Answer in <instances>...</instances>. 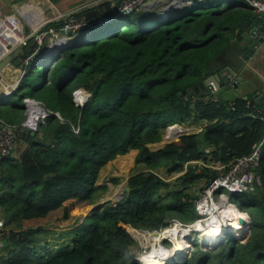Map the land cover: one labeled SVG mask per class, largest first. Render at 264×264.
I'll use <instances>...</instances> for the list:
<instances>
[{
    "label": "trees",
    "instance_id": "obj_1",
    "mask_svg": "<svg viewBox=\"0 0 264 264\" xmlns=\"http://www.w3.org/2000/svg\"><path fill=\"white\" fill-rule=\"evenodd\" d=\"M190 1L166 22L136 11L97 14L115 24L81 36L78 44L47 60L39 51L25 66L17 91L5 98L9 118L0 115V120L21 122L25 99L59 118L47 117L34 136L23 132L18 161L8 158L2 164L0 212L10 237L1 264H138L136 242L125 227L152 232L173 221L192 223L198 196L220 174L208 163L227 165L250 155L261 141L263 149L264 106L253 113L241 100L228 108L202 100L190 103V96L184 100L182 95L192 91L219 54L224 32L245 15L237 9L245 1ZM79 90L90 95L81 119L73 102ZM198 121L205 122L200 132L149 149L168 127ZM132 150L137 153L134 167L140 165L143 172L128 179L130 190L122 199L88 215L107 189L96 185L101 168ZM193 161L209 167L188 164ZM161 168L168 176L179 175L173 184L160 178ZM259 176L261 186L254 191L229 194L238 210L250 216L246 241L233 239L206 251L197 245L184 261L171 264H264V167ZM78 222L66 231L71 237L67 246L40 254L45 246L39 245L38 234L44 226L63 229Z\"/></svg>",
    "mask_w": 264,
    "mask_h": 264
},
{
    "label": "built area",
    "instance_id": "obj_2",
    "mask_svg": "<svg viewBox=\"0 0 264 264\" xmlns=\"http://www.w3.org/2000/svg\"><path fill=\"white\" fill-rule=\"evenodd\" d=\"M155 1L167 2L168 0H121L116 9V15H128L132 12L136 11L138 8L145 6L147 4H151ZM182 5L191 4L190 0H177ZM248 3L249 7L252 11L258 15H264V2L259 0H244ZM160 16L157 14V17ZM156 17V18H157ZM58 20L61 23L59 27L52 26V23H56L53 21ZM161 22H165V19H161ZM51 23V24H49ZM103 20L102 18H98L95 21H89L83 16H78L74 14H62L49 22L43 23L38 29H34L31 34H28L21 20L15 15H10L2 20H0V56H4L9 54L12 49L19 45H23L29 40L34 41V51L33 54L28 56L25 59V63L27 64L30 61V58L34 56L39 51H45L47 41L51 43H55L60 40H67L73 36H77L80 34H85L91 30H96L98 27L102 26ZM33 50V49H32ZM8 94H1L0 97L6 98L10 96ZM77 93H85V102L88 99L89 94L85 91H78ZM74 94V102H76V94ZM184 100H187V96L184 95ZM197 100H202L203 102H213L217 103L218 100L214 94V92H205L202 97L192 95L190 96V103H194ZM27 105V115L26 119L20 125H10L0 120V179L2 176V164L8 159L12 153L17 148L20 140L21 134L25 128H28L32 131L37 130V126L39 123H44L45 119L50 116V112L44 108L39 103H35L33 100L29 99L25 101ZM36 105L39 109L42 110V113H39L35 116L33 125H30V108L32 105ZM78 130H75L77 132ZM168 135V130H167ZM166 135V136H167ZM178 136V135H177ZM176 136V137H177ZM175 137V138H176ZM174 138V139H175ZM166 139V137H165ZM173 139V140H174ZM262 146L263 141L253 146L252 152L248 156H242L236 159H233L227 165H217L211 166V168L220 172V174L212 179L209 184L205 187L203 192L198 196L195 202V210L197 214V219L191 224H181L179 222H175L179 224L181 227L187 229L196 224L200 226V229H197L196 232L190 233L194 234L197 237V243L201 248L206 250H212L221 245L225 239L226 234H231V238H234L239 243H244L247 239V236L244 241H241L240 238L235 237L233 233L228 231L226 228V224H223L221 228L225 229V233L222 237H215V241L212 245L206 247V245H201V226L206 227L207 231L210 228H214L216 225V220L220 216L222 205H233L236 207L234 203H232L228 197V194H242L244 192H252L256 187L261 186V179L258 174L255 173V170L258 168L260 161L262 159ZM188 164H199L201 166L209 167L204 164H200V162L193 161ZM187 164H185V167ZM225 192V193H224ZM227 192V193H226ZM237 209V207H236ZM217 210L219 212H217ZM238 210V209H237ZM239 211V210H238ZM238 219V218H237ZM172 223V222H171ZM170 223V224H171ZM238 223V222H237ZM134 236L137 233L141 235L152 234V232H146L141 230H135ZM161 232V231H157ZM245 232H247V226L245 228ZM10 237L9 230L5 227V221L0 218V257L4 253L6 240ZM133 237V235H132ZM134 238V237H133ZM195 237H192L190 240V245H192ZM165 241V240H164ZM163 246L164 242H161ZM187 256L188 252L185 253ZM140 263V261H139Z\"/></svg>",
    "mask_w": 264,
    "mask_h": 264
},
{
    "label": "crops",
    "instance_id": "obj_3",
    "mask_svg": "<svg viewBox=\"0 0 264 264\" xmlns=\"http://www.w3.org/2000/svg\"><path fill=\"white\" fill-rule=\"evenodd\" d=\"M97 1H104V5H102V7H98L95 8L93 11L95 13V15L97 14H102L105 15L106 13H114L113 9H117L118 4L120 3L121 0H52L51 2H49V5L52 8L53 11V15H54V19H57V17H59V15H66V14H74V15H80L89 10L90 6L93 5V3L97 2ZM264 2V0H259ZM7 5L9 6L10 3L6 0ZM180 2L177 0H168L167 2H161V1H155L151 4H147L145 6H142L140 8H138L136 10V12L145 14L147 15H151V17H157L158 15L164 16L165 14L169 15L170 18L171 16H176L179 15L181 13V11L184 9V7L182 8V10H165V7L167 5H175L177 6ZM233 4V3H229V6ZM10 7V6H9ZM9 7H5L4 4L2 5V3L0 2V9L1 11H9V13H13L14 15L19 17V13L23 12L25 13V21L22 22L25 31L28 34H31L33 32L34 29H38V27H40L44 22H42L43 20V13L41 11V9H39V6H28V7H21V9L19 11L16 10H12ZM239 7V6H238ZM243 8H237V9H243L245 11V15L240 18L239 17V22H237L235 24V26L233 28H231L229 31H225L224 32V40L223 43L221 44V50H223V48L228 45V41L231 39V37L233 36V34L239 30L240 25H242L243 23H245V21H248V19L252 18V17H256L258 16V14L254 13L252 11V9L249 7L248 3L245 2V4L242 6ZM178 13V14H177ZM167 15H165L164 17H166ZM84 16V15H83ZM157 19V18H156ZM91 21H95V20H91ZM49 22V21H47ZM46 22V23H47ZM51 24V23H49ZM53 24V23H52ZM254 24L258 27H264V21L262 24L260 23H255ZM247 26V25H246ZM243 27L242 30H244ZM77 36H74L72 38H70V40L75 39ZM264 37V35H263ZM88 40V39H87ZM62 42L63 41H56L55 43H51L47 41L46 43V48L44 53L48 52V50L54 46H56V48H62ZM70 45V44H69ZM68 45V46H69ZM68 46H64L65 48H67ZM62 49H65V48ZM35 48H33V50H31V54H33ZM45 53V54H46ZM25 56H29L26 53H24V51L21 52V54L19 55L20 58H22V61L24 63V66H27V64L24 62L25 59L27 57ZM53 56V54H52ZM34 56H32L31 58H33ZM216 57V56H215ZM30 58V59H31ZM214 59V58H213ZM13 61V60H12ZM29 62V61H28ZM210 67H214V61H211V63L209 64ZM247 71L245 73H247V75H249L255 82V88L250 92V94H246L247 92H245V90L239 89L237 91H234L233 93H229V91H223V95H224V99L226 101H229V104H224L223 102L218 101L217 103H222L224 106L231 108L233 106V103L236 100H241L243 102L246 103V108L248 109H252L253 113H260L261 111V107L264 106V97L263 99L261 97V91L264 90V40L263 42L255 49L254 54L249 58L248 60V64H247ZM1 77V76H0ZM2 80L0 79V92H1V88L3 87V85L5 86L8 85V88L13 87L12 90H10V92H14L17 91V88L19 87L20 81H21V73L19 71V67L11 64H7V66L4 68L3 72H2ZM5 83V84H4ZM5 88V87H4ZM3 90V88H2ZM2 93V92H1ZM0 93V94H1ZM19 95V94H18ZM17 95V96H18ZM247 95L252 96L251 97V101H247L244 98L247 97ZM260 96V97H259ZM26 100L29 99H25L24 100V107H25V112L23 114V119L21 120V122H14V125H20L21 123H23L26 119V115H27V105L25 103ZM33 100V99H31ZM39 103V102H38ZM40 104V103H39ZM7 106V103L4 104ZM41 105V104H40ZM0 115L5 116V113L0 111ZM253 118V116H251ZM1 122H3V120H1ZM200 121H198V123H192L190 125H183V126H179L181 129V133L183 134H188V133H198L201 131L202 127L205 125V122L202 121L203 125L201 126ZM6 123V122H5ZM7 124H9L7 122ZM174 128V127H173ZM178 133H180V130L177 128ZM167 135V129L165 130L164 134L162 135V139L159 143L156 144H152L149 145V149L151 151H156L158 149L163 148L166 144V137ZM178 135V134H176ZM169 136V135H168ZM20 143V142H19ZM23 150V144H18L16 150L12 153V155L9 157V159L11 161H18L19 159V155L20 152ZM264 150V147H263ZM206 152H209V149H206ZM136 151H129L128 154L124 155V156H119L117 157L114 161L106 164L103 168H101L100 173H99V178L103 179L104 177H119L118 175V171L114 172L112 171V168H116L117 170L119 169L120 171L125 170L129 167L130 169L134 168V159L136 156ZM129 158V162H126V165H117L118 161L123 160L125 157ZM207 158H210V155L208 154ZM200 164H202L200 162ZM211 166H217L220 165L221 163L219 162H209L208 163ZM264 167V163L261 159L260 164L258 166V168L255 170V173L259 175V173H261L262 168ZM163 172V168H161ZM159 169L158 172L161 170ZM186 169V168H185ZM166 170V169H164ZM167 173V171H166ZM182 175V174H181ZM178 175H175V177H177ZM127 178L125 179V181L121 182L118 186H116V189L114 191L113 194L118 193V196L120 194V190H122V188H124L126 185H128V179L130 178V176H126ZM97 186H103L101 183L100 185ZM110 190V188H109ZM112 194V195H113ZM117 196V197H118ZM116 197V198H117ZM0 218H2L4 220V216L3 214L0 212Z\"/></svg>",
    "mask_w": 264,
    "mask_h": 264
},
{
    "label": "water",
    "instance_id": "obj_4",
    "mask_svg": "<svg viewBox=\"0 0 264 264\" xmlns=\"http://www.w3.org/2000/svg\"><path fill=\"white\" fill-rule=\"evenodd\" d=\"M10 3V7L7 5L6 0H0L2 5L4 4L5 7H9L12 10L19 11L21 7H28V6H39V9H41L43 13V20L42 22H47V21H52L54 20V15L51 6L49 5V2L52 0H7ZM104 1H97L93 3V5L90 6V9L85 11L83 13L84 17L87 20H96L97 15L94 13V9L98 7H102L104 5ZM180 7H176L175 5H168L167 10H182ZM114 13H116V9H113ZM178 14V13H177ZM14 15L13 13H9V11H1L0 9V20L10 16ZM25 13L20 12L19 17H18L21 22L25 21ZM167 15V14H166ZM169 15H167L168 17ZM100 18V17H99ZM103 20L102 26L108 25V24H115L113 20L106 18V17H101ZM264 21V15L260 14L256 17H252L248 19V21H245L242 25H240L239 30H237L231 39L228 41V45H226L223 50L219 52V54L214 58V67L208 66L206 68V71L201 74V80L199 83L193 87L192 91H183L182 95L188 94L189 96L192 95H198L199 97H202L204 92H214L216 95L218 101L223 102L224 104H229V101H226L224 99L223 91H229V93H233L234 91H237L239 89H244L246 94H250V92L255 88V82L254 80L245 73L247 71V64L249 58L254 54L255 49L263 42L264 40V27H258L254 24L255 23H260L262 24ZM53 22H58V20L53 21ZM247 25V26H246ZM244 30L243 27H245ZM90 32H86L85 34H80L77 35V37L73 40L68 39L66 42L62 43V46H68L69 44L73 42H78L80 40H83L81 36L83 35H89ZM34 47V41L29 40L23 45H19L12 49V51L4 56H0V74L3 72L4 68L7 66V64H13L15 66L19 67V71L21 73V79L25 74V66L22 61V58L19 57L22 51L29 55L31 53V50ZM62 47V48H63ZM62 48H56V46L50 48L48 50V53L44 55V58H47L51 54H59L63 49ZM65 48V47H64ZM13 60V61H12ZM13 93V92H12ZM10 93V94H12ZM261 98L263 99L264 97V90L261 91ZM250 95H247L244 99L247 101H251ZM3 97H0V100ZM89 98V96H88ZM89 99L83 104H75L77 108L80 109V116L79 119H81L84 108L87 104ZM37 103L36 101H34ZM50 116H56L59 118L58 114L51 113ZM200 125L202 126L203 123L202 121L199 122ZM172 127L178 128V126L173 125ZM168 127L167 130H171ZM180 130V129H179ZM25 134H30L31 136L35 135V131H32L28 128H25L23 130ZM181 133V130H180ZM183 134V133H182ZM182 134H178V136L172 140V141H166L165 144H170L175 142ZM125 193L129 192V186L126 185L124 187ZM124 195L119 194L117 197V201L122 199ZM106 201H101L95 205H93L90 210L89 214H92L94 212H98L102 210L103 206L105 205ZM247 217V220L238 217L237 222L241 225H246L247 226V236L250 231V216L246 213L245 214ZM86 217V216H85ZM153 235H159V232L154 231L152 232ZM186 259V256H183L180 260L184 261Z\"/></svg>",
    "mask_w": 264,
    "mask_h": 264
},
{
    "label": "rangeland",
    "instance_id": "obj_5",
    "mask_svg": "<svg viewBox=\"0 0 264 264\" xmlns=\"http://www.w3.org/2000/svg\"><path fill=\"white\" fill-rule=\"evenodd\" d=\"M77 101H79V100H77ZM4 102H6L5 101V98H3V99L0 100V109H1V107H3V109L1 111L3 113H5V116L7 118H9V112H8V107H7L9 105L8 104L9 102L8 101L6 102L7 103V106L4 105ZM176 134H179L178 131L173 132V136L172 137L167 135L166 136V141L173 140V138H175L177 136ZM127 161L129 162L128 156L125 157L123 160L118 161V164L117 165L118 166L119 165H122V166L123 165H126V162ZM112 171H113V173L116 172V171H118L119 177H104L103 179H101V178H99V175H98V179H97L96 185H100V183H101L107 189H106V191L104 193H101L100 198L98 200H96L95 204H97V203H99L101 201H106V203L107 202H115V201H117V198L116 197L118 196V193L113 194L114 191H115V189H116V186H118L121 182L125 181V179L127 178L126 176H130L131 177V176H133V175H135V174H137L139 172H143V169H142V167L140 165H138L137 167H134L133 169H130L128 167L126 169V171L125 170L120 171L119 169L117 170L116 168H112ZM161 171H162V169L158 172V175L160 176V178H162L166 182H169V183H172L173 184L176 181V179L178 178V176L175 177V175L168 176V174L166 173L167 170H164L163 169V172H161ZM109 188H110V190H109ZM120 194L121 195L122 194L123 195L125 194L124 188H122V190H120ZM106 203H105V205H106ZM95 204H93V205H95ZM104 206H103V208H104ZM82 222H83V220H82ZM175 222L176 221H173L168 226L169 228L166 227L162 231L160 230L161 231V232H159L160 235L157 236V237H155V238H152L150 236V234L145 235V236H137V235L134 236V232L132 230H130L128 227H125L126 231L130 234V236L132 237V235H133L134 238L133 237L132 238L136 242V246L134 248V252L137 255L136 258L138 260L139 259L141 260V258L143 257L144 254L150 253V251L152 249L151 248V245L157 243L158 241H160V242L163 241L164 242V245H165V248H167L165 250H170L173 247V242L171 241V238H167L165 240L164 239L165 238L164 233H165L166 230H169V229L173 228L174 226H176L175 224H177V223H175ZM79 223L80 222H78V223H76V224H74L72 226L63 228V229H58L57 227L51 226V225L44 226L45 230L41 231V233L38 234L39 245L40 246H45L44 252H42V253L40 252V254L41 255H44V254H47V253H49V254L56 253L57 251L63 249L65 246H67L70 243V239L69 238H71V237L69 235L70 233H68V235L66 234V231H71L72 229L76 228ZM82 225H84V223ZM192 237H195L194 238V241H195L194 242V245L193 244L192 245L196 249L197 248V245H198V243H197V237L194 234H192ZM191 238H190V240H191ZM230 239H231V234H229V233L226 234V243H229L231 241ZM185 242L186 241H184V245H185ZM202 250L203 251H206V249H204V248H202ZM39 251H38V253H39ZM190 253H191V250L189 251V255H190ZM186 257H189V256L187 255ZM170 260H171L172 263L175 262L174 257H171ZM0 264H1V262H0Z\"/></svg>",
    "mask_w": 264,
    "mask_h": 264
},
{
    "label": "bare ground",
    "instance_id": "obj_6",
    "mask_svg": "<svg viewBox=\"0 0 264 264\" xmlns=\"http://www.w3.org/2000/svg\"><path fill=\"white\" fill-rule=\"evenodd\" d=\"M90 34V33H89ZM2 77V73L0 74ZM0 79L2 80V78ZM5 84V83H4ZM5 87V88H4ZM14 87V86H13ZM13 87L8 88V85H3V90L1 88V94L5 95L12 90ZM0 94V95H1ZM85 93H79L76 96V102L80 105H83L85 103ZM79 100V101H77ZM30 118L29 123L30 125H33L34 118L37 114L42 113V110L39 109L36 105H32L30 108ZM171 130L168 131L169 136H173V132L177 131V128H170ZM173 131V132H172ZM221 209L220 216L216 220V225L214 228H210L207 231L206 227L201 226L202 236L201 238V245L202 243H208L212 245L215 241V237H222L225 233V229L221 228L223 224H226V228H228V231L233 233L235 237L242 238L247 235V232H245L246 225H241L237 223V218L241 217L245 220H247V217L242 212L238 211L235 206L233 205H222L219 207ZM217 212H219L217 210ZM173 228L166 230L165 240L167 238H171V241L173 242V247L170 250H165V246L161 244L160 241H158L155 244L151 245V251L148 254H144L141 258L140 264H171V257H174L175 260H179L182 258L186 250L189 248L190 243L187 246V242L192 237L190 233L196 232L197 229H200V226L198 224L186 228H182L179 224H175ZM172 227V226H171ZM169 228V227H168ZM184 241L185 245H184ZM208 247V246H206Z\"/></svg>",
    "mask_w": 264,
    "mask_h": 264
},
{
    "label": "clouds",
    "instance_id": "obj_7",
    "mask_svg": "<svg viewBox=\"0 0 264 264\" xmlns=\"http://www.w3.org/2000/svg\"><path fill=\"white\" fill-rule=\"evenodd\" d=\"M184 6H185V5L178 4L176 7H180V8L182 9ZM167 7H168V5L165 7V10H167ZM180 8H178V9H180ZM165 15H166V14H165ZM165 15H164V16H165ZM164 16H162V17H161V15L158 16V17H157V20L160 21L161 19H165V22H166V21H168V20L170 19V16H168V17H167V16L164 17ZM97 19H98V18H97ZM105 26H106V25H105ZM105 26H100V27H98L96 30H91V31L99 32V31H100L103 27H105ZM91 31H89V32H91ZM73 37H74V36H73ZM71 38H72V37H71ZM88 38H91V35L88 36ZM88 38H87V39H88ZM69 39H70V38H69ZM87 39H84V41L87 40ZM67 40H68V39H67ZM67 40H65V41L60 40V41L66 42ZM84 41H82V42H84ZM63 42H62V43H63ZM73 43L78 44L77 41H76V42H73ZM73 43H71V44H73ZM71 44H70V45H71ZM42 52H44V51H42ZM31 53H32V52H31ZM31 53L29 54V56L32 55ZM45 53H46V52H45ZM45 53H44V55H45ZM47 53H48V52H47ZM44 55L42 56V59H43V60H47V59H49L50 57H52V54H51L50 56H48L47 58H44ZM53 55H57V54H54V53H53ZM31 59H32V58H31ZM31 59H30V60H31ZM79 91H84V90H79ZM77 92H78V91H77ZM77 92H76V93H77ZM85 92H86V91H85ZM87 93H88V92H87ZM204 93H205V92H204ZM204 93H203V94H204ZM88 94H89V93H88ZM10 95H11V94H10ZM215 96H216V95H215ZM89 97H90V95H89ZM216 98H217V97H216ZM1 99H3V98H1ZM88 99H89V98H88ZM217 100H218V99H217ZM33 101H34V100H33ZM6 102H7V101H6ZM6 102H4V104H6ZM73 102H74V97H73ZM37 103H38V102H37ZM74 104H75V102H74ZM79 105H80V104H79ZM176 126H178V125H176ZM170 127H172V126H170ZM180 127H181V126H180ZM180 127L178 126V129H180ZM169 129H170V128H169ZM180 130H181V129H180ZM179 134H182V133H179ZM182 135H183V134H182ZM171 141H172V140H171ZM261 154H262V158H263V154H264V150H263V149H262V153H261ZM193 165H195V164H193ZM186 167H187V166H186ZM186 167H185V165H184V168H186ZM178 176H179V175H178ZM228 197H229V195H228ZM236 207H237V206H236ZM237 209H238V208H237ZM243 214H246V213H243ZM195 220H196V219H195ZM195 220H194V221H195ZM194 221H193V222H194ZM177 222H178V221H177ZM190 224H191V223H190ZM131 229H132V228H131ZM132 230H133V229H132ZM161 231H162V230H161ZM233 239H234V238H231L230 240H233ZM234 240H235V239H234ZM225 241H226V239H225ZM225 241H224L223 243H225ZM223 243H222V244H223ZM222 244H221V245H222ZM193 245H194V243H193ZM193 245L191 246L190 250L192 249ZM221 245H219V246H221ZM198 246H199V245H198ZM219 246H218V247H219ZM199 247H200V246H199ZM218 247H217V248H218ZM200 248H201V247H200ZM201 249H202V248H201ZM215 249H216V248H215ZM212 250H213V249H212ZM188 256H189V252H188ZM186 258H187V257H186ZM181 262H182V261H181ZM138 264H140V263H139V260H138Z\"/></svg>",
    "mask_w": 264,
    "mask_h": 264
}]
</instances>
